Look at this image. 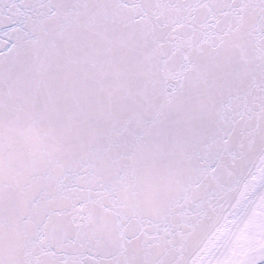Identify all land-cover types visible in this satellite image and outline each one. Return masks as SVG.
Segmentation results:
<instances>
[{
	"label": "snow or ice",
	"instance_id": "obj_1",
	"mask_svg": "<svg viewBox=\"0 0 264 264\" xmlns=\"http://www.w3.org/2000/svg\"><path fill=\"white\" fill-rule=\"evenodd\" d=\"M0 264H264V0H0Z\"/></svg>",
	"mask_w": 264,
	"mask_h": 264
}]
</instances>
